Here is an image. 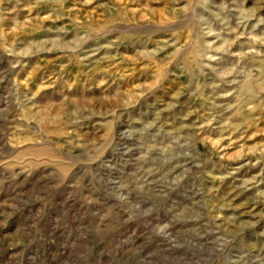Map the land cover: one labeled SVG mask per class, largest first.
Here are the masks:
<instances>
[{
	"label": "rangeland",
	"instance_id": "374dc122",
	"mask_svg": "<svg viewBox=\"0 0 264 264\" xmlns=\"http://www.w3.org/2000/svg\"><path fill=\"white\" fill-rule=\"evenodd\" d=\"M0 264H264V0H0Z\"/></svg>",
	"mask_w": 264,
	"mask_h": 264
}]
</instances>
